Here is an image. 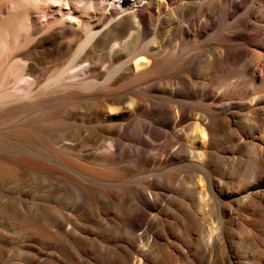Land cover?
<instances>
[{
	"label": "rangeland",
	"instance_id": "374dc122",
	"mask_svg": "<svg viewBox=\"0 0 264 264\" xmlns=\"http://www.w3.org/2000/svg\"><path fill=\"white\" fill-rule=\"evenodd\" d=\"M94 1L75 0L77 6H69L79 9L74 15L84 22L82 32L99 23L100 16H81ZM54 2L38 11L48 9L51 15L57 10ZM9 3L1 2L2 11ZM150 8L154 19L146 31L131 36L129 29L120 39L138 50L149 44L157 53L161 46L158 57L173 55L170 68L155 79L137 81L133 72L117 71L126 58L110 64L99 44L92 53H82L95 66L80 72L83 86L63 85L73 80L69 77L77 67L61 70L73 65L83 33L71 48H53L40 42L46 34L40 32L6 58L9 77L0 96L57 90L60 99L36 106L21 99L0 109V264H121L112 256L115 250L132 254L133 264H169L168 256L180 245L192 248L187 264H209L211 259L236 264L247 260V252L252 260L263 248L264 210L233 202L225 211L221 240L212 243L209 221L197 217L189 222L200 212L187 187H195L201 175L189 147H203L206 158H213L208 164L214 183L229 182L236 191L264 190V91L255 105L245 59L219 60L225 45L243 46L242 57L259 52L258 63L264 60V0H155ZM104 12L108 24L122 18L115 7ZM39 14L34 25L48 20ZM195 18L207 25L202 35L189 25ZM157 23L158 32L151 25ZM26 61L35 67L25 69ZM103 64L109 65V76L103 74ZM130 65L134 68V61ZM262 67L257 75L264 73ZM59 75L62 85L53 88V77ZM73 90L84 94L75 97ZM122 98L143 105L132 117L126 113L119 121H107L106 108L115 112ZM212 122L206 148L192 145L199 129ZM111 123L117 124L113 130ZM7 171L10 177L4 175ZM89 172L105 181L88 180ZM223 200L233 199L226 195ZM207 205V216L216 219L217 204L210 198ZM135 211L144 213L141 226L128 218ZM236 213L245 216L240 225L230 219ZM175 218L180 231L171 228ZM163 225L168 234L161 233ZM170 264L181 263L175 257Z\"/></svg>",
	"mask_w": 264,
	"mask_h": 264
},
{
	"label": "bare ground",
	"instance_id": "6f19581e",
	"mask_svg": "<svg viewBox=\"0 0 264 264\" xmlns=\"http://www.w3.org/2000/svg\"><path fill=\"white\" fill-rule=\"evenodd\" d=\"M2 1L4 0H0V5ZM10 1L11 4L10 3L8 4L5 11H2V8L0 6V86L4 85L9 77V70L6 69V62H5L6 58L12 55L15 51L19 50L21 46L22 47L28 46L29 43L32 41L31 37L37 33L39 34L40 32L46 33L45 36L42 37L40 36V42L42 44H50V46L53 48H64V47L71 48L72 45H74V43L77 40H79L80 34L83 33L85 39L78 46V49L76 51L78 55L75 57L73 65L72 66L68 65L67 67L61 70L63 71V73H67V69H69V67H71V69H75V67H77L75 71L71 72V77H69V79H73V80H70V82L63 84L66 85L68 88L83 86L82 81L78 80L77 77H79L81 71L87 73L93 70L95 66L91 61V59H87V56L83 55L82 53L84 51L86 52L89 51V53H92L95 50L96 45L99 44H103V47L105 49L104 55L107 54L106 56L110 64H112L114 61L118 60L119 58H126V60L122 61L117 66L116 70L122 71L124 74L133 72L136 75L137 81L140 78L146 81L155 79V77L158 74L164 73L167 69L170 68V63L174 58L172 57L173 55L158 57V54L162 52L161 46L158 48L157 53L151 51V46L149 44L144 45L143 49L138 50L139 46L130 45L131 42L129 40L120 39L121 38L120 35L128 31L129 29H132L131 36L135 34H143L146 31V27H148L150 21L154 19V16L152 14V9L150 8V6L155 2V0H111V1L95 0L92 4L93 6L91 7H96V5H98L99 2L101 4V8H96V10L94 11H90V9H92L91 7L81 6V9L86 7L85 9H83V13L81 15L83 18L88 19L90 14H93L95 16H100L97 27L94 28L93 26L88 25L83 32L81 30L82 28H84L83 20L81 19L77 20L76 16L74 15L75 11L78 12L79 9L69 7L70 5L77 6L75 0H10ZM47 1H51V3L55 1L54 3L57 6L56 7L57 10L52 12L51 15L48 9L46 11H38L39 7L44 5ZM125 3L129 5L128 8L125 7L126 5ZM107 6L115 7V10L119 11L122 14V18L111 20V22L108 24L107 23L108 21L105 20L107 18V14L104 12ZM141 6H143L145 9H141L142 8ZM35 13L38 14L42 13L43 16H48V20L45 21L43 25L40 26L34 25ZM128 22H130V26H128L127 24ZM151 25L155 26V30L156 32H158L159 24L157 23ZM189 25L196 32L197 35H202L207 28L205 22H203L199 18H195L194 22ZM242 47H240L239 49L238 47L225 45L223 49L221 48L222 50L219 56V60L223 62L227 58L233 60L245 59L244 62L245 72H247L250 75V80L248 81L247 88L248 89L250 88L252 101L256 105L260 100V98L262 97V92L264 91V73L257 75L258 72L257 70L259 69L261 70L263 68L262 66L264 65V60L261 63H258L259 58L262 57L263 55L259 52L252 51L249 54H246L242 57L240 54ZM47 50L48 48L43 49V51H47ZM28 61L24 63L25 69L27 67L28 69L29 67L30 68L35 67V64L30 63ZM132 61H134V65H135L134 68L133 66L130 65ZM180 63L182 66L185 63V59H182ZM101 67L103 74H105L106 76H109L111 74L109 65L103 64ZM62 79L63 77H61L60 75L57 76L56 79L55 77H53V81H55V83H53V88H57V83H60V85H62L61 84ZM95 81H99V79H95ZM101 89L103 90V88ZM71 93L74 94L75 97H79L84 94V92H80L79 90H73ZM21 99L25 101V105L27 106H36L48 102H56L58 99H60V97L57 94V90H51L47 92L30 91L23 95H13V94L1 95L0 109L7 105L14 104L15 102ZM117 101L119 102V105L113 107L115 112L108 111L107 110L108 107L106 108L107 121H111V122L119 121L123 118V116L126 113H130V116L132 117L135 115L134 112L136 111V109L138 107H142L143 105V102L137 104L134 103L128 104L125 102V98L118 99ZM255 105H253V107H255ZM44 120L45 118H43V121ZM213 124L214 122H212L210 126L207 125L206 128H200L198 133L194 136L196 141L194 140L192 142V145H198L200 147L204 146L206 148V146L209 143L208 135H210V130ZM108 127H110L109 128L110 130H113L115 127H117V124L111 123V125ZM30 137L31 138H26L27 144L33 139L32 136ZM30 145H34V144L30 143ZM113 145L115 144L113 143L107 144V146L109 147ZM189 148H191L192 156L197 157V161H194L192 163L195 166L196 170L201 174L199 175L198 180L195 181L196 182L195 187H191V186L187 187L188 190L190 191L192 190L194 192L193 194L198 202V207L200 212L198 214L190 216L189 222L192 221L193 219H196L197 217L209 221L210 223L208 230L209 241H211L212 243L219 242L221 240V234L222 232H224V229L227 226V221H226L227 218L225 214L226 208L227 207L231 208V204L236 201L239 206H246L249 208L255 207L256 209L258 208L264 210V200H263L264 190H262L261 192L256 191L255 193L248 192L245 189L236 191L232 189L233 184L229 182L214 183L212 180L209 179V164H208L211 161H213V158L211 156L210 158L209 157L206 158L205 156L206 153L201 151L203 147L200 149H196L193 147H189ZM218 159L220 160V158ZM4 175L7 177L11 176L9 171L5 172ZM87 175H88V180L90 181L104 180L97 173L89 172L87 173ZM196 176L198 177V175ZM192 178H195V176ZM226 195L231 196L233 200L224 201L223 198ZM180 197H181L180 199L182 200V194ZM210 198H212L213 201H215V203L217 204L216 219L214 220L210 216H207V214H209L210 212L207 209L208 206L207 201ZM154 199L156 202L160 201V197L157 195L154 196ZM173 199L175 198L173 197L172 200ZM179 206L181 205L179 204ZM143 216H144L143 212L135 211L132 214H130L128 218L132 220L135 226H141ZM244 218L245 216L239 213H236L230 217L231 220H233L235 223H238L239 225L243 220H245ZM177 220L178 218H175V220L170 223L171 228L175 229L176 231L179 230L176 229ZM124 222L121 220V223ZM188 226L190 227V225ZM169 232L170 231L167 230L165 225L161 227V233L163 235L168 234ZM238 233L239 234L245 233V231L241 230ZM246 240L249 241V238L247 237ZM248 243L250 244V242ZM184 246L187 248L186 250H184L183 246L180 245L178 246L179 249L177 250L176 253H171L168 256L167 259L169 264L173 261V258L175 257L179 258L181 264H187V262L191 261V257L193 255L192 248L186 245ZM248 246H246L245 244L244 247L249 248ZM123 253L122 251L115 250L112 256L117 259L120 258L119 261L121 262V264H133V255L127 253L126 251H124ZM246 255H247L246 256L247 260L245 262L238 261V263L236 264H264V244L262 249L257 250L255 252L254 254L255 257L253 256L252 260H250L249 256L251 255H249L248 252ZM211 260L213 261V259ZM212 261L209 262V264H234V263H223V262H212Z\"/></svg>",
	"mask_w": 264,
	"mask_h": 264
}]
</instances>
